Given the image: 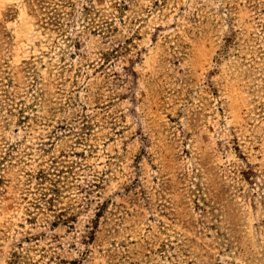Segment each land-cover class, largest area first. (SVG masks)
<instances>
[{"label": "rangeland", "instance_id": "obj_1", "mask_svg": "<svg viewBox=\"0 0 264 264\" xmlns=\"http://www.w3.org/2000/svg\"><path fill=\"white\" fill-rule=\"evenodd\" d=\"M0 264H264V0H0Z\"/></svg>", "mask_w": 264, "mask_h": 264}]
</instances>
